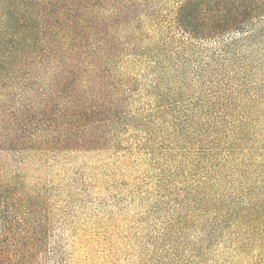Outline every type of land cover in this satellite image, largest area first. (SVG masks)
Instances as JSON below:
<instances>
[{"label": "trees", "instance_id": "trees-1", "mask_svg": "<svg viewBox=\"0 0 264 264\" xmlns=\"http://www.w3.org/2000/svg\"><path fill=\"white\" fill-rule=\"evenodd\" d=\"M0 149L195 170L179 232L264 242V0H0Z\"/></svg>", "mask_w": 264, "mask_h": 264}, {"label": "rangeland", "instance_id": "rangeland-1", "mask_svg": "<svg viewBox=\"0 0 264 264\" xmlns=\"http://www.w3.org/2000/svg\"><path fill=\"white\" fill-rule=\"evenodd\" d=\"M196 173L160 182L157 162L131 149H0V264H264L262 239L179 232L198 209L180 193Z\"/></svg>", "mask_w": 264, "mask_h": 264}]
</instances>
